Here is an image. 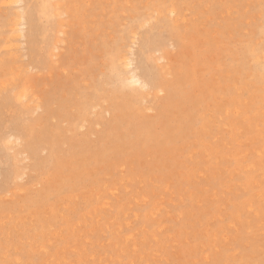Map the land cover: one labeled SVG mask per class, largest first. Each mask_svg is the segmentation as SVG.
<instances>
[{"label":"rangeland","instance_id":"374dc122","mask_svg":"<svg viewBox=\"0 0 264 264\" xmlns=\"http://www.w3.org/2000/svg\"><path fill=\"white\" fill-rule=\"evenodd\" d=\"M67 1L72 7L75 5L73 9L77 10L76 16H72L71 27L68 28L75 27V31H78L75 42L67 38V47L60 53L61 61H57L54 66H46L42 71L29 67V70L24 72V76L16 81L15 90L20 89L22 85L20 82L23 79L28 80L34 93H38L40 97L49 93L44 91V88L47 90L49 88L53 94L55 93L52 95L55 96L52 107L57 111H60L66 102L64 97L68 93L73 94L72 98H74L79 94L94 92L96 89H93V84L95 80L100 79L105 70L106 55H103L102 50L92 45L88 39L92 37L99 44L103 42L102 45L106 47L103 48L104 53L109 52V45L106 44L119 38L121 33L118 31L126 29L131 24L136 25L140 16L137 9L144 8V12L154 9L155 12L150 10L149 13L153 14V18L158 16V20L152 19V24L157 25L156 22L161 24H158L156 29H160L163 33L162 38H169V34L172 33L171 39L167 40L166 47H169L167 59L158 61L156 58L161 54L154 50L149 52V56L154 61L156 69L161 72L163 82L171 84L180 79V84L174 89L177 102L173 106L167 109L163 107L167 92L155 91L158 93L156 99L154 98L155 102L152 101L155 107L144 110L140 117H133V121L153 116L151 120L157 133H163L166 128L173 131L176 123L174 120L177 119V114H174L179 112L183 120L186 114L197 111L194 109V105H197L196 100L204 96V102L199 106L198 112L202 109L205 116L211 118L219 106L216 104L227 101H231V112L239 106L242 107L239 108L242 112L236 113L238 116L234 117L235 115H228L224 109L217 117L214 115L213 119L205 117L206 120L215 122L211 128L212 134L209 136L203 135L197 128L195 134L191 133L193 131H187L188 133H183L174 141H168L164 147L141 146L140 149L123 152L117 158L112 155L113 158L110 157L105 162L90 158L83 162L78 155L72 166L66 164L55 167L49 160L45 161L37 171L34 170L36 173L30 170L23 181L9 178V184L0 189V264H107V262L121 264L122 261L124 262L122 264H133V262L134 264H239L241 261L245 264H253L258 257L264 259V212L258 217L254 207L247 208L248 210L242 209L243 222L230 214L234 202H239L243 197L244 200L252 199V195H256L260 190L258 186L254 187L251 195L243 191L244 186L246 187L245 180L246 183L249 180L246 177L250 173L257 175L264 163L262 159L264 114L257 116L255 111L250 113L246 109L250 104L248 106L246 103L236 104L237 101L235 103L234 101L239 99L245 88L244 85L240 88L238 86L244 82L246 84L247 81L250 89L259 90L258 93L262 95L253 101L251 94L247 93L244 97L245 101L251 104L257 102L255 108L264 112V81L260 84L253 75L256 70L255 62L249 60L250 62L244 65L239 61L243 46L252 42L264 43V0H169L168 9L163 13L159 12L161 16L157 10L165 2L163 0H66L65 2ZM169 7L176 13L174 11L172 14L169 13L171 10ZM12 11L3 6L0 0V15L6 16ZM65 17L68 18L69 15L63 16V20ZM164 18L168 19L165 23ZM152 24L147 28L151 29ZM55 25L57 29L59 25L57 19ZM109 30L116 36L112 34L107 36ZM9 38L10 32L7 28L3 38L5 45L0 49V68L3 66V59L10 58L14 53H21V50H13L19 41L10 42ZM170 40L174 43V47L169 45ZM149 43L150 46L152 41ZM22 58L25 62H29L30 57ZM20 63L19 61L12 64L11 60L13 68ZM89 63L91 65L85 75L84 71ZM240 71L246 74L244 79L243 75L240 76ZM247 72L251 73L247 75ZM8 73L10 72L0 73V81L10 83L9 78L12 76ZM238 77L243 80L238 81ZM107 87H115V84ZM255 87L259 89H254ZM3 90L4 88H1V93ZM210 94H213V98L207 99L206 96L212 97ZM81 98L80 95L79 99ZM145 106H148L147 103ZM73 109L71 105L69 110ZM187 110L190 111L186 112ZM21 112L22 104L15 98L7 107L0 108V123L3 121L0 126L3 130L7 129L6 131L9 132L11 121ZM162 113L166 116L162 117L161 122L153 120L157 114ZM115 117L111 123L108 120L109 123L97 125L94 128L95 134H102L103 129L118 131L120 127L121 130H130L126 121H122L126 119L125 116V118L123 115ZM131 118L129 120L132 121ZM234 118L240 121L237 125L234 123ZM53 120L45 127V131L49 132L52 125L55 126L59 122L56 118ZM29 123L30 120L24 124L27 133L31 131L28 130ZM241 123L244 127L243 130L240 129L243 135L230 130L235 126L241 127ZM249 123L250 130L248 128L246 130ZM109 124L113 125L112 129ZM225 124L229 125L224 126ZM60 125L67 127V122H62ZM131 129L138 135L135 128ZM95 134L92 137L94 139L97 138ZM143 136L142 134L141 137ZM62 137L57 141L58 148L66 150L71 148L72 144L80 143L79 141H83L85 145L90 139L85 128L65 132ZM144 139L146 137L142 140ZM193 142H197L196 145ZM185 145L186 147L183 148L182 146ZM221 145L219 149L221 153H215L214 150ZM11 149L9 145L5 146L0 153V168L7 166L8 163L10 172L15 169L14 159L9 156L14 154V150ZM150 149L153 153H150ZM249 151L251 154L248 153ZM244 152L248 153V159L241 168L242 179H240L234 174V169L231 170L229 167V155L239 153L242 155ZM223 154L229 155L225 157ZM208 156L210 159H205ZM8 158L12 161L9 162ZM217 158L220 159V164L216 162ZM61 159L62 157H57L58 163ZM253 162H256L254 164L257 167L252 165ZM22 163L24 161L20 166ZM246 167H249V170ZM64 176L66 181L61 185L60 181ZM4 179L6 178L0 175V183ZM262 185L261 191L264 190V180ZM58 194L63 195L55 199ZM144 196L156 202L161 199L162 201H159L164 205V209L158 215L149 218L146 215L147 204ZM39 199L40 205H36L35 201ZM254 201L257 208L258 202L255 197ZM261 207L264 209V200L261 202ZM123 208H126L125 215L122 214ZM136 214L141 217H135ZM115 226L117 229L120 228L119 236L115 233L117 231ZM113 229L116 231L114 232ZM133 234L135 237L131 238ZM134 242L138 243L137 250ZM228 253L229 256L232 254L234 257L227 256Z\"/></svg>","mask_w":264,"mask_h":264},{"label":"bare ground","instance_id":"6f19581e","mask_svg":"<svg viewBox=\"0 0 264 264\" xmlns=\"http://www.w3.org/2000/svg\"><path fill=\"white\" fill-rule=\"evenodd\" d=\"M65 1L66 0H64V1L63 0H2L3 6H5L7 9L13 10V11L11 14L6 15V16L0 15V49L3 48L5 45L3 42L4 32H5V29L8 28V31L10 32L9 41L10 42H14L15 40L19 41V44H17L14 48L12 47L13 50H17V51L21 50V53L20 54L14 53V54H12V56L10 58H5L2 60L3 66L0 68V73H5L6 71H8V72H10L8 74L9 75L11 74L10 76H12V77L9 78L11 80L8 79L10 83H7V81H6L5 82L6 84H5L4 81H0V82H2L1 83L2 87L0 84V108H2L3 106L7 107L8 104L11 102V100L15 98V100L21 102L22 112L18 115L15 114L17 116L14 117L15 119L13 121H11L12 126H10L9 132L6 131L7 129L3 130V128L0 126V153L3 151V148L5 146L8 147V145H9L14 150V154H9V156L14 159L13 164L15 167L14 171L10 172V170L8 169V168H10L8 166V163H7V166H4V167L1 166L2 168H0V175L3 176L4 178L8 179V180L4 179V181L2 183H0V189L3 188L4 186L6 187V185L9 184V181H10L9 178H12L13 180L18 179L20 181L21 180L23 181V179L26 177V175L29 174L30 170H32L33 172L36 173L37 169L42 167V165L45 163V161L47 162L50 160V162L53 163V164L51 163V165H54L55 167L61 166V165H66V164L72 166V164L74 163V159L78 155H80L79 158L83 162H85L88 158H90L91 160H93V159L100 160L101 159L100 162H105L106 159L108 160L110 157H112V155H115L114 157L117 158V156L119 157L121 155V153L123 154V152L125 153L127 151L140 149L141 146L142 147L143 146H145V147H152V146L153 147H164L168 143V141H174L176 138H179L185 132L188 133L189 131H193L191 133L195 134L196 133L195 130H197V128H198V130H200V132L203 135L208 134V136H209V134L210 135L212 134L211 128L215 122L212 120H206L205 117H207L208 115L207 116L203 115L202 109H201V111L198 112V109L200 108L199 106L204 102L203 100H204L205 96L196 100L197 105H194V109L197 111L196 112L195 111L190 112V113L186 114L184 116L183 120H181L179 112L178 113L174 112L175 113L174 115L177 114V116H176L177 119L174 120L176 123H175V128L173 131H169V128H166L163 131V133H157L156 129L154 128L155 127L154 123L151 120L153 116L147 117V118L144 117L141 119L139 118V120L133 121V117H140L143 114V112H145L144 110L149 109V108L151 109V108H153V106L155 107V105L152 101H154V98L159 93V91H166L167 92V95L165 96L166 97V103L163 104V107H165L166 109L169 106H173V104L177 102V95L174 94V89H175V87H177L176 85L180 84V79H177V81H174V83H171V84L163 82V80L161 79V72H159L158 69H156L157 67L154 64V61L149 56V52L154 50V51H157L158 54L159 53L161 54L158 58H156L158 61H163V60L167 59L166 58V57H168V56H166V55H168L167 54V48H169V47H166L167 43H168L167 40H169V38L172 34V33L169 34V36H168L169 38H167V37L162 38L163 33H161L160 29H156L161 24H159L158 22H156L157 25L152 24V19L158 20V16H155L153 18V16H152L153 14L151 15V13H149L150 10L151 11L153 10L152 12H155L154 9H150V10L148 9L149 11L147 10V12L146 11L144 12V8H138L137 11L140 13V16L137 18L138 23H136V25L131 24L126 29H123L122 31H118V33L119 32L121 33V35L118 34L119 38L117 40L113 41L112 43L106 44V45H109V47H108L109 52L104 53L103 48H106V47H104V45H102L103 42H101V44H99L96 41H94L95 39H93L92 37H90V39H88L89 42L92 43V45H96V47H98V49L102 50L103 55H106L105 70H103V72H102L103 74L101 75L100 79L95 80V83L93 84V89H96V90L94 92H90L89 94H86V95L79 94V96L74 97V98H72L73 94L68 93V95H66L64 97V101L66 100V102H64L60 111H57V110H54L52 107V105L54 103L53 99H55V96H52V95H54L55 93L53 94L49 88H48V90L44 88V91L49 92V93L44 94L43 97L42 96L40 97V96H38V93H34L33 89L31 88L30 84L28 83V80L23 79V80H21L22 82H20V83H22V85H20L21 87L19 86L20 89H18V91L15 90L16 86H17L16 81L18 79H21V77L24 76V72L28 71L29 67L37 68V69L42 71L43 69H45L46 66H49V65L54 66L57 61H61L60 53L64 48L67 47L66 46L67 38L69 37L71 41L75 42V40L78 36V31H75V29H76L75 27H73V29H68V28L71 27L70 22L72 23V19H73L72 16H76L75 12L77 10L75 11L74 10L75 8L73 9V7L75 5L72 7V5L69 4L68 1H67V3ZM71 1H73V0H71ZM168 1L169 0H163L164 3H162L161 8L159 6V8L157 10L158 13L159 12L163 13L164 11H166L168 9V5H167ZM143 5H144V3H143ZM169 8H171V7H169ZM116 10H118V9H116ZM170 11H169V13L172 14V12L174 11L173 8H171ZM67 15H69V17L68 18L65 17V19L63 20V16H67ZM131 16H134V15H131ZM160 16H161V14H160ZM169 18H170V16H169ZM56 19H57V22L59 24L57 26L59 29L58 28L56 29V25H55ZM67 19L69 21H67ZM166 19H165L164 23L167 22ZM161 20L163 21V18ZM135 21H136V19H135ZM263 21H264V17H263ZM107 22L110 23L109 21H107ZM124 23H126V22H124ZM93 24L91 25V27L93 26ZM150 24H152L151 29L150 28L148 29L147 27ZM74 25H76V24L74 23ZM186 26H188V24H186ZM109 31H107L108 32L107 36L108 35L111 36L110 34L114 33L113 31H110L111 33H109ZM115 31H117V29ZM175 33H176V31H175ZM112 36H116V35L112 34ZM110 38H112V37H110ZM113 39H114V37H113ZM113 39H111V40H113ZM174 40H175V38H174ZM99 41H101V40H99ZM149 41H152V44L150 46L148 45V44H150ZM171 41L172 40H170V43H172ZM108 42H109V40H108ZM170 43H169V45H172V46L174 45V43H172V44H170ZM228 43H229V41H228ZM242 49L243 50L241 51V57L239 58V61L241 63H243L244 65L249 60L255 62L256 70H255L253 75L255 76V79L258 80L260 84H262V82L264 81V43H257V42L253 43L252 42V43H249V44L243 46ZM25 56L30 57L29 62L28 61L25 62L23 60L22 57H25ZM190 59H192V57ZM11 60H12V64H15L19 61L21 63L18 66H15L13 68L11 65ZM90 65L91 64L89 63L88 66L85 68V71H84L85 75L87 74L88 68L90 67ZM218 70L220 72V69H218ZM252 72H253V70H252ZM242 73L243 72L240 71V76L243 75L244 77H242V78L244 79L246 74L244 75ZM248 73H251V72H247V75H249ZM187 78L185 79L186 83H187V80L190 78V75H189V78L188 79ZM205 78L206 77H204V79ZM242 78L238 77V81L243 80ZM199 79H200L199 76H197V80H199ZM201 80L203 81V79H201ZM213 82H215V81H213ZM182 83H184V81ZM186 83H185V85H186ZM215 83H212V84H215ZM114 84H115V87H111V88L107 87V85H114ZM205 84H206V82L204 83V85ZM243 85L245 88L243 87L244 90H243L241 96L239 97V99H236L234 101V103L237 101L236 104L246 103L247 106H248V104H250L249 107L246 108V109H248L247 111H249L250 113H253L255 111L257 116H260V114H264V112H260V109L255 108V104H258L257 102H254L253 104H251L249 101H248L249 102L248 103L244 99L245 94H247V93L251 94L253 101L256 100L258 97H260L262 94L258 93L259 90L257 91V90L250 89L247 81H246V84H245V82H244V84L243 83L240 84L238 86V88L242 87ZM1 88L2 89L4 88L2 93H1ZM257 88L258 87H255L254 89H257ZM157 89H158V91H157ZM8 91L10 93H7ZM155 91L158 93H155ZM58 92L59 91H57V93ZM80 95L82 96L81 99H79ZM210 95H212V97L206 96L207 99L213 98V94H210ZM12 96H14V97H12ZM187 101L190 102V100H187ZM148 102L151 105H149ZM179 102H181V101H179ZM188 102H187V104H188ZM146 103L148 106H145ZM182 104H184V103L182 102ZM182 104L180 103V105H182ZM187 104L185 105L186 107H187ZM71 105H73V108H74L72 111L69 110ZM217 105H219V106L215 109L213 116L211 115L212 119L214 118V115H216L215 117H217L219 115V113L224 109L228 115L233 114V115H235L234 117H237L238 115L236 113L240 114L239 112L241 111V110L239 111V108L241 107V106H239V108H235L236 110L233 109L235 111L231 112L230 111V106L232 105L231 101H227L223 104H220V103L216 104V106ZM235 107H237V106H235ZM258 108H260V107H258ZM184 109H185V107H184ZM182 111H184V110H182ZM189 111L190 110H187L186 112H189ZM11 113H12V111H11ZM121 115H123V118L126 117V119H124V120L122 119V121H126L127 125L130 126L127 128H130V130H127V131L124 129L121 130L122 128L120 127V125L118 123H116V125L118 124L119 127L121 128V129L119 128L118 131L115 130L112 132V130H110L111 131L110 132V131H104V129H103L102 134H99V133L95 134L94 128L97 125H99V124L102 125L104 122H108V120L111 123L115 120V118H116L115 116L121 117ZM169 115L172 118V115L171 114H169ZM169 115H167V116H169ZM165 116H166V114H164V116H163V113L161 115L157 114L153 118V120L161 122V120L163 119L162 117H165ZM27 117H29V118H27ZM107 117H109V119ZM55 118L59 120V122H58L59 124L57 123V125L55 124V126L52 125V129H50L49 132L45 131V127L49 123H52L54 121L53 119H55ZM103 118H104V120H103ZM130 118L132 119V121L129 120ZM207 118H210V117L208 116ZM27 119L30 120L29 125H27L28 130H31L28 133L25 130L26 126L24 125L26 122L29 121ZM235 119L236 118H234V120ZM58 120H56V121H58ZM235 121H234V123H236V125L238 122H240L237 120H235ZM62 122H67V125H66L67 127H63V125L61 126L60 124ZM165 122L166 121L164 120V123ZM1 123H0V125H1ZM121 124H123V123H121ZM216 124H219V123H216ZM228 125L225 124L224 126H228ZM240 125L242 128L240 126H235L236 128L232 127V128H230V130L236 134H241L244 127L242 126L243 125L242 123ZM248 125H249V127L245 126L246 130H247V128H248V130H250L249 129L250 123ZM109 126H110V124H109ZM112 127H113V125L110 126L111 129H112ZM123 127H125V126L123 125ZM81 128H85L87 130V135L90 137L87 144L83 145V141H79L80 143L72 144V147L69 148L68 150L58 148L59 142H57V141H59V138L60 139L63 138L62 137L63 133L68 132V131L79 130ZM131 128H135L136 131L138 132V135L135 134V131H131L132 130ZM240 129H242V130H240ZM258 129H255V130L259 131ZM94 134H95V138L97 136L96 139L92 138V137H94L93 136ZM142 134L144 135L143 137H146V139L142 140L143 139V137H141ZM241 135H243V134H241ZM233 136H234V134H233ZM202 139H203V137H202ZM239 139H240V137H239ZM252 140H253V138H252ZM63 143H65V142H63ZM194 143L195 142H193V144ZM196 143H195V145H196ZM224 143H225V145H227L226 142H224ZM188 144H190V142ZM209 144L212 145V143H210V142H209ZM186 145L182 146V147L185 148ZM215 147H217V146H215ZM221 147H222V145L220 146V148L217 147L218 149L216 148L214 150L215 153H217V152L221 153V151L219 150V149H221ZM262 149H263L262 150V152H263L264 147H262ZM151 150L152 149H150V153L151 152L153 153V150L152 151ZM223 150H224V148H223ZM168 151H169V149H168ZM202 151H203V149H202ZM180 152L181 151H179V153ZM248 153H250V151ZM248 153L244 152V154L242 153V155H239L240 153L239 154H233V155L228 154L230 156L229 157V162H230L229 167L231 168V170L234 169V171L236 172V173L234 172V174H237L240 179H242V177L240 175L241 174L240 172L242 171L241 168L244 167L243 164H245L247 159H248L247 158ZM228 155L226 156L225 154H223V156H225V157H228ZM57 157H62V159L59 163L57 161ZM68 159H70V161H68ZM205 159H210V157L208 156V158H205ZM262 159L264 160V156ZM8 160H9V162L12 161L9 158H8ZM22 161H24V163H22V165L20 166ZM256 161H257V159H256ZM216 162H219V164H220V159L217 158ZM260 162L263 163L262 161H260ZM254 163H256V162H253L252 165L257 167V165ZM131 164H133L132 161H131ZM258 164L260 165V163H258ZM254 166H253V168H254ZM222 167H224V166H222ZM248 168H247V170H249ZM250 168H252V166H250ZM73 169H74V167H73ZM224 169H223V171H224ZM34 170H36V171H34ZM178 172H179V170H178ZM221 172H222V170H221ZM193 174H194V172H193ZM257 175H253L252 173H250V175H248L246 177V179H249V180L247 181V183L245 180L244 183L246 184V187L244 186L245 189H243V191H245V193L247 195H251L254 187L258 186V188L260 189L258 191V193L256 195H252V199L250 198L249 200H246V199L244 200V197H243L242 199H240L239 202H234L230 208L231 209L230 214L232 216L237 217L242 222L244 220L242 209H247V208L251 209L254 207L253 209L257 210V211H255V210L254 211H255V213L257 212L258 217H260L261 213L264 212V209H262V207H261V202H263V200H264V190L261 191V188L263 187L262 181L264 180V163H263V165H261V168H260L259 173ZM61 176H63V175H61ZM67 176L68 175H66V177ZM66 177L64 176V178L62 180L60 179L61 181L59 180L61 185L63 184V182L65 183ZM96 178H94V179L96 180ZM183 179H185V178L183 177ZM227 179H229V178H227ZM68 182H69V180H68ZM77 182H78V180H77ZM101 184L102 183H100V185ZM181 184H182V182H181ZM52 186H55V185H52ZM58 190H60V189H58ZM63 190H64V188H63ZM54 191H56V190H54ZM59 192H64V191H59ZM53 195H51V196H53ZM58 195L55 197V199L57 197H60L63 194H61L59 196ZM96 195L99 198H101V196H99L98 193H96ZM160 196H161V194H160ZM254 197L256 199V202H258L257 208H255L256 203L254 201ZM39 198H41V197H39ZM143 198L147 204L146 215L149 216V218H153L155 215H158L160 213V211H162L164 209V205L161 204V202L159 201L161 199H159L156 202V201L148 200L145 196ZM35 199H36V197H35ZM39 201H40V199L35 201V203H37L36 205H40V203H38ZM251 201H253L254 204L251 203ZM213 203H215V201ZM215 210H217V209H215ZM258 210L261 212H259ZM185 211H186V209H185ZM122 214H124V215L126 214V208H123ZM248 215L249 214H247V216ZM138 216H140V215L136 214L135 217L138 218ZM248 220H249V218H248ZM34 221H35V219H34ZM158 222H157V225H158L157 228L159 227ZM249 222H251V221H249ZM249 222H248V224H250ZM50 227H52V225ZM106 227L109 228V226H106ZM49 228H47V229H49ZM115 228H116V226H115ZM113 231L115 232L116 230L113 229ZM115 233L119 236V234H121L120 228L117 229V231ZM134 235L135 234L131 235V238ZM118 236H116V237H118ZM128 238H129V236H127V239ZM134 243H133V245H134ZM209 244H210V242H209ZM137 245H138V243L137 244L135 243V245H134V247L136 246V250L138 247ZM215 245H217V244H215ZM32 248H34V247H32ZM215 249H216V247H215ZM124 251H126V250H124ZM132 251H133V249H132ZM28 254H30V253H28ZM123 255H125V254H123ZM231 255L229 256V253L227 254V256H229V257H234L233 255L232 256ZM213 256H215V255H213ZM252 256H254V255H252ZM217 258H219V256ZM32 259H33V257H32ZM226 260L228 261V259H226ZM256 260L257 261L253 264H264V259H261V257L256 258ZM122 262H121V264H122ZM211 262H213V261H211ZM242 262L243 261H241V263H239V264H245ZM100 263H101V261H100ZM107 264H109V262H107ZM133 264H134V262H133ZM232 264H234V263H232Z\"/></svg>","mask_w":264,"mask_h":264}]
</instances>
